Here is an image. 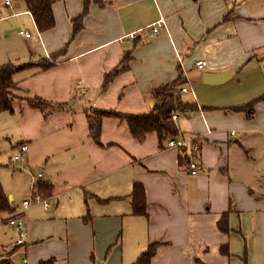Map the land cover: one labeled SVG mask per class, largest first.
<instances>
[{
    "label": "crops",
    "instance_id": "0c3cea01",
    "mask_svg": "<svg viewBox=\"0 0 264 264\" xmlns=\"http://www.w3.org/2000/svg\"><path fill=\"white\" fill-rule=\"evenodd\" d=\"M84 1L53 0L56 24L44 31L24 0L1 7L0 63L34 64L14 74L19 88L11 113L26 104L22 114L32 127L43 120L48 126L26 135L31 152L44 138L47 156L43 175L31 181V195L40 180L54 189L45 196L48 207L35 202L24 211L26 245L14 250L15 227L0 224V241L9 228L12 238L10 247L0 243V257L12 264L51 257L53 264H132L159 241L151 264H264V101L251 116L229 109L264 93V70L251 69L264 54V10L247 0H90L83 28L66 52L52 66H38V59L50 58L71 38V18L83 11ZM158 20L164 24L154 31ZM136 31L135 39L126 38ZM128 50V67L103 88L104 73ZM198 59L207 67L198 68ZM227 68L234 71L228 81L203 82L204 69ZM179 70L186 78L183 97L197 108L178 113L176 138L200 142L190 155L197 174L180 163L185 154L179 148L160 144L156 132L138 140L125 121L105 116L101 145L89 134L86 110L73 113L76 105L149 112L151 90L176 79ZM33 95L70 106L45 117L23 98ZM50 123L70 132L53 139ZM134 182L145 186L146 215L132 214L125 196ZM8 196L21 207L13 192ZM97 196L124 197L101 202ZM226 211L229 232L218 224ZM225 244L229 254L222 253Z\"/></svg>",
    "mask_w": 264,
    "mask_h": 264
},
{
    "label": "trees",
    "instance_id": "16d2710c",
    "mask_svg": "<svg viewBox=\"0 0 264 264\" xmlns=\"http://www.w3.org/2000/svg\"><path fill=\"white\" fill-rule=\"evenodd\" d=\"M27 8L32 13L35 23L39 30L44 31L55 26L56 19L53 10V0H24ZM90 0L84 1L83 11L71 18L72 20V36L67 41L66 45L59 51L53 53L50 58L38 59L37 65L45 69L52 66L55 63V59L59 54L66 52L69 42L81 31L83 28V19L85 14L88 12ZM226 19L228 16L225 17ZM152 27V26H151ZM134 37H128L129 40L135 39L138 35L137 31L134 32ZM132 58L131 51H125L122 58L117 66L113 69L104 73V78L102 81V87L106 88L108 84L117 76L122 70L126 69L129 65V61ZM32 62L18 63L12 61H7L5 63H0V112L14 110V102L18 97L15 92L19 87L17 81L14 79V74L16 71L24 69L28 66H33ZM186 83V78L182 72L179 70L176 79L164 83L160 86L154 87L151 90V99L153 100V105L149 112L145 113H132L123 112L115 108H99V107H89L86 109L88 127L90 136L99 144L103 145L101 140L102 124L103 118L105 116L118 117L127 123L132 136L135 139L143 140L148 133L156 132L159 137V142L163 146L165 141H168L172 137H176L180 134V128L173 117L174 113L184 112L188 109H196L197 105L194 101H190L183 97L182 87ZM26 99V103L32 108L40 109L44 116H48L51 112L59 109L66 108L70 106L69 102H52L41 95H33L23 97ZM264 101V93L252 98L251 100L244 102L239 105L229 107V109L236 112H242L248 116L253 114L255 105L258 101ZM185 154V153H184ZM187 160V155L180 156V163L185 164ZM54 184L48 180H40L34 191L41 194L42 196H50L53 193ZM96 196V195H95ZM130 197L132 204V214L134 215H146V192L145 186L141 182H134L133 188L128 195ZM124 196H115L109 198H101L97 196L98 200L101 202H108L113 198H122ZM15 206L11 203L7 192L5 191L3 184L0 179V209L1 210H14ZM85 216V219H87ZM219 227L222 231L229 232V220L228 211H226L221 219L218 221ZM161 242L154 241L148 244L145 250H143L138 258L132 264H151L153 256L156 254L157 249ZM21 245L15 246L20 247ZM222 253L229 254L228 245L221 246ZM55 258L51 257L48 259H42L37 264H53ZM0 264H12V261L8 257H0Z\"/></svg>",
    "mask_w": 264,
    "mask_h": 264
},
{
    "label": "rangeland",
    "instance_id": "374dc122",
    "mask_svg": "<svg viewBox=\"0 0 264 264\" xmlns=\"http://www.w3.org/2000/svg\"><path fill=\"white\" fill-rule=\"evenodd\" d=\"M246 3H248L249 6L252 7L254 10H264V0H247ZM9 21H12V19ZM14 26L15 25H12L10 26V28L15 29ZM251 69H257V71L259 72L260 70H264V54L260 63H258L256 67H252ZM25 106L26 104H23V106L21 107V111L20 109H17L15 113H11L9 111L0 112V179L7 194L8 191L14 193L16 203L21 202L23 199L29 198L31 196V181L33 179L35 180V178H37L36 174L42 171V167L44 166V158L47 157L46 153H44L45 151L43 148L44 138L39 139V142H37L32 152L30 151V141L27 140L26 135L30 132L34 134L41 129L48 130V126L44 124L43 120L41 124L32 127V125L34 126V122L28 121L24 114H22V110L25 108ZM77 110L86 109L76 105L73 108V113ZM49 125L52 126L50 127L51 129L55 127V130L53 132L48 133L50 134L49 136L53 139L60 140L59 138L63 135V133L70 132V129L58 128L54 126L53 123H50ZM76 129L77 126L75 122L71 132L75 133ZM22 140L27 141L29 146V166L24 165L25 163H21L20 161H15V163L11 162L13 154L16 153V145L18 143L20 144ZM61 186L62 184H58L57 188ZM8 231V235H2L0 243H6V245L10 247L12 242V238L10 235L11 229L9 228ZM13 235H15V241L17 231L16 233L14 231Z\"/></svg>",
    "mask_w": 264,
    "mask_h": 264
},
{
    "label": "built area",
    "instance_id": "2783aa9c",
    "mask_svg": "<svg viewBox=\"0 0 264 264\" xmlns=\"http://www.w3.org/2000/svg\"><path fill=\"white\" fill-rule=\"evenodd\" d=\"M16 0H0V15L1 13V7H14ZM164 24V20H158L155 23H153L152 29L154 31H157L162 25ZM20 33L25 34L26 36H29L30 33L28 31H25L24 29H20ZM135 33L132 32L128 35V37H134ZM195 65L198 68H205L207 66V62L205 59H198L195 62ZM187 87L183 86L182 91H186ZM186 111H189L190 113L193 112V109H188ZM173 117L177 119L178 113H174ZM167 144L169 147H177L179 148L183 153L187 155V160L185 164L187 165L188 169L191 173L197 174L199 172V165L197 161L194 158H191V154L194 150H197L200 148V142L197 139L194 140H185L182 138H176L172 137L167 141ZM28 151L29 146L28 143L22 142L19 144V146L16 149V153H14L13 158L16 161H20L21 163H25V161L28 159ZM42 172L38 173V176H42ZM35 202H43L45 207H48L50 205V202L48 199L44 196H42L39 193H33L29 198L22 200V205L20 208L15 207L14 210H1L0 209V224L7 222L13 227H15L17 231L16 240L14 241V244L24 246L27 243V228H26V222L24 218V211ZM24 263L27 264V259H23Z\"/></svg>",
    "mask_w": 264,
    "mask_h": 264
},
{
    "label": "water",
    "instance_id": "95a60500",
    "mask_svg": "<svg viewBox=\"0 0 264 264\" xmlns=\"http://www.w3.org/2000/svg\"><path fill=\"white\" fill-rule=\"evenodd\" d=\"M234 75L232 68H227L223 70H210L204 69L202 71V78L205 84L217 85L224 83L231 79Z\"/></svg>",
    "mask_w": 264,
    "mask_h": 264
}]
</instances>
